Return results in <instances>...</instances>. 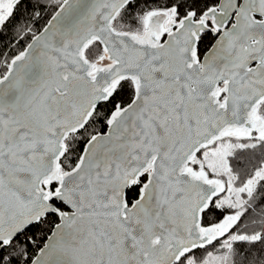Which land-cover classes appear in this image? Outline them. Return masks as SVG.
I'll return each instance as SVG.
<instances>
[{
  "label": "snow or ice",
  "instance_id": "obj_1",
  "mask_svg": "<svg viewBox=\"0 0 264 264\" xmlns=\"http://www.w3.org/2000/svg\"><path fill=\"white\" fill-rule=\"evenodd\" d=\"M0 264H264V0H0Z\"/></svg>",
  "mask_w": 264,
  "mask_h": 264
}]
</instances>
